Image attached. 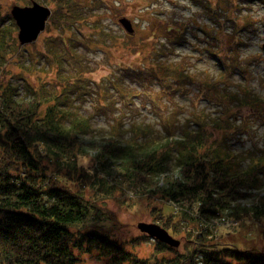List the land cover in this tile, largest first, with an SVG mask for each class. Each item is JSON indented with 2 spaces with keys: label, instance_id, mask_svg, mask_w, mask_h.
<instances>
[{
  "label": "trees",
  "instance_id": "16d2710c",
  "mask_svg": "<svg viewBox=\"0 0 264 264\" xmlns=\"http://www.w3.org/2000/svg\"><path fill=\"white\" fill-rule=\"evenodd\" d=\"M192 1L202 5L203 11L210 14L218 26L223 24L222 20L233 26L225 35L220 28V33L214 31L216 35L206 27H199V31L208 41L205 50L214 56L222 70L232 73L227 68L231 65L244 76L245 69L229 54L244 44L233 37L242 31H255V28L249 18L233 12L248 9L245 6L252 4L264 9V0ZM43 2L52 7L47 31L52 33L59 27V35L51 36L66 45L77 43L72 37L67 38L73 33L71 29L77 28L79 32H82L80 27L85 26L96 29L95 24L88 25L90 20L85 8L93 11L107 6V0ZM6 16L10 19L9 14ZM241 18L244 19L242 25ZM165 24L169 42L165 49L155 52L153 68L131 69V72L125 69L126 76H135L141 82L152 77L164 86L169 84L167 75L181 77L176 70L180 71L178 64L175 69H166L169 65L165 57L172 52V47L187 40L183 38L186 31L183 33V29H177L174 24ZM261 26L264 27V20ZM84 38L87 39L85 35ZM227 39H230V46L226 47L224 41ZM218 49L219 53L227 55L224 60ZM21 50L16 39L11 43L5 40L4 30L0 39L2 75L7 73L8 64L16 62ZM54 58L55 73L62 76L63 57L56 55ZM63 77L40 79L36 84L24 79L22 86L29 98L21 96L19 85L0 78V264H80L88 254L100 256V260L109 264H264V248L256 251L240 249L236 244L213 243L205 233L199 234L196 241L202 249L193 250L188 256L155 241L158 253L174 254H163L160 258L154 255L155 258L150 259L130 251L122 241L75 229L74 225L87 218L90 205L83 195L74 193L63 183L81 189L95 188L103 180L101 174L113 168L118 171L124 188L137 189L154 205L152 215L156 221L175 234L185 232L187 239H191L192 232L174 222L173 215L166 216L165 207L180 205L185 216L196 209L194 214L200 229L203 223L213 230L219 221L239 223L246 219H264V193H261L264 155L256 161L251 157L239 160V154L221 148L225 142L217 141L205 128L232 130V123L224 116L192 121L196 127H191L192 122L186 118L172 127H164L161 135L150 123H132L125 131L120 126L122 121L116 120L108 133L99 136L100 131L92 126L91 118L68 104L71 94H76L77 100L82 98L84 89L79 82L82 78ZM109 83L125 97L128 91L117 80ZM51 88L58 91H50ZM212 88H216L215 84ZM99 89L100 98L109 101L107 94L102 93L104 88ZM222 90L229 100L236 98L237 108L250 106L253 110L257 100L262 99L246 85L242 92L228 91L224 87ZM80 158H89L96 166L88 170L79 164ZM244 160H250L246 168H242ZM248 198L253 200L251 204L244 203ZM157 202L161 205L156 207ZM189 242L193 241L187 240L186 245H190Z\"/></svg>",
  "mask_w": 264,
  "mask_h": 264
},
{
  "label": "rangeland",
  "instance_id": "374dc122",
  "mask_svg": "<svg viewBox=\"0 0 264 264\" xmlns=\"http://www.w3.org/2000/svg\"><path fill=\"white\" fill-rule=\"evenodd\" d=\"M32 1L52 9L43 0H0V39L5 30V40L8 43L17 40L18 29L6 15L13 5L30 6ZM90 3L88 2V5ZM245 7L248 9L241 8L233 14L249 18L255 31L254 29L249 33L242 31L239 36L233 37L244 44L233 52L229 51V56L237 59L240 66L245 69L244 76L238 70H233L231 65L227 68L233 72H224L215 58L205 50L208 41L203 38L199 27L212 29L214 34L220 33L218 31L220 28L223 30L221 33L225 35L232 31L233 26L226 25L222 19L220 23L223 24L218 26L217 22L210 18V14L203 11L202 5L195 4L192 0H107L106 7L102 6L93 11L84 9L90 20L88 25L95 24V30L88 26L80 27L82 32L77 28L71 29L73 33L67 38L72 37L77 43L68 42L66 45L51 36L59 35L61 32L59 27H54L52 33L46 29L38 41L21 47L22 54L17 56L15 63L8 64L6 74L3 72L2 75L0 72L2 76L0 78L3 81L4 78L10 79L13 84L19 85L21 96L29 98L22 86L24 79L36 84L54 76L81 77L79 82L83 86L82 90L84 89L82 98L77 100V95L71 94L68 104L79 110L82 115L91 118L92 126L100 131L99 136L108 133L111 126L116 125V120L118 123L122 121L120 126L124 127L125 131L132 123H150L161 135L164 127H172L177 122H184L186 118L190 119L189 122H203L207 116L211 119L224 116L232 123V130H215L206 126L207 133L213 135L217 141L225 142L221 148L239 154V160L242 157L243 159L251 157L256 161L259 156L264 155V27L261 26L264 9L255 4ZM91 12H95V15ZM122 17L130 19L133 23L135 29L133 36L126 34L118 23V19ZM165 22L174 24L177 29H183V33L186 31L183 38L187 39L181 45L172 47V52L166 55L169 65L166 69H175L178 64L180 71L187 76H182L176 69L181 77L178 79L176 75H167L169 84L166 87L152 77L147 82H141L135 76H126L125 69L131 72V69L137 71L153 68L155 52L165 49L169 42L166 38ZM239 23L242 25L244 19L241 18ZM89 43L91 46L87 47ZM224 43L227 47L230 39ZM213 45V50H216V44ZM48 50L51 53L47 52ZM217 52H220L219 49ZM56 55H59V58L63 57L62 76L55 73ZM219 55L223 60L227 56L221 53ZM111 80H117L128 91L125 97L112 88L109 83ZM214 84L216 88H212ZM245 85L262 97L261 100H257L253 110L250 106L237 108L234 100L236 98L231 97L233 100H229L224 96L225 90H222L224 87L228 91L242 92ZM99 87L104 88L105 91L102 93L107 94L106 98L109 101L100 98ZM51 89L50 91H58L57 88ZM189 125L196 127L193 122ZM125 134L128 135L129 132ZM249 161L244 160L242 168H246ZM79 164L88 170L96 166L89 158H80ZM107 170L101 174L103 180H100V184L95 188L81 189L71 183H63L74 193L83 195L90 205L87 218L74 225V228L79 232H94L107 239L122 241L130 251L143 258L173 255L172 252L158 253L155 249L156 242L149 237H143L138 230V224L141 222L162 226L152 215L154 205L149 204L137 189L124 188L118 171L114 168ZM261 184L263 194L264 173L261 174ZM252 201L248 198L244 203L251 204ZM157 203L156 207L161 205L160 202ZM182 209L180 205L167 206L164 208V214L173 215L174 222L182 224L185 231L193 234L191 239H187L185 232L175 234L168 229L172 237L181 241V245L175 249L184 256L190 255L193 250L202 249L196 242L198 235L202 233L213 240V243L236 244L240 249L256 251L264 248V219H246L239 223L231 222L232 220L219 221L213 230L209 224L203 223L200 229V223L194 214L196 209L193 208L188 216L184 215ZM187 240L193 242L186 245ZM99 258L100 256L95 257L91 254L84 255L80 264H109Z\"/></svg>",
  "mask_w": 264,
  "mask_h": 264
},
{
  "label": "water",
  "instance_id": "95a60500",
  "mask_svg": "<svg viewBox=\"0 0 264 264\" xmlns=\"http://www.w3.org/2000/svg\"><path fill=\"white\" fill-rule=\"evenodd\" d=\"M10 13L19 28L18 40L20 45L35 42L41 32L45 30L46 23L52 14L48 7L36 2L28 7L13 6ZM118 21L129 35L134 34V29L129 19L123 17ZM138 230L150 238L173 248L179 247L181 243L180 240L172 237L166 229L155 223L141 222L138 224Z\"/></svg>",
  "mask_w": 264,
  "mask_h": 264
}]
</instances>
